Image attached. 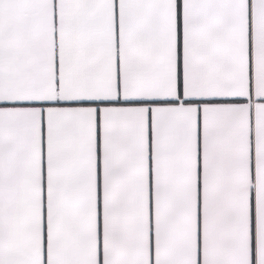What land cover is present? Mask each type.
Returning a JSON list of instances; mask_svg holds the SVG:
<instances>
[{
	"label": "snow or ice",
	"instance_id": "6c2138e0",
	"mask_svg": "<svg viewBox=\"0 0 264 264\" xmlns=\"http://www.w3.org/2000/svg\"><path fill=\"white\" fill-rule=\"evenodd\" d=\"M0 264H264V0H0Z\"/></svg>",
	"mask_w": 264,
	"mask_h": 264
}]
</instances>
